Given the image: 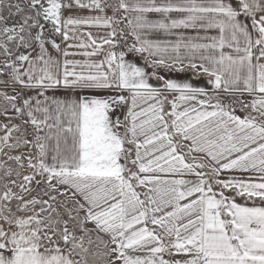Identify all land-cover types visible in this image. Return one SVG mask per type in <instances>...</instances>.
<instances>
[{"label": "snow or ice", "instance_id": "6c2138e0", "mask_svg": "<svg viewBox=\"0 0 264 264\" xmlns=\"http://www.w3.org/2000/svg\"><path fill=\"white\" fill-rule=\"evenodd\" d=\"M0 264H264V0H0Z\"/></svg>", "mask_w": 264, "mask_h": 264}, {"label": "crops", "instance_id": "0c3cea01", "mask_svg": "<svg viewBox=\"0 0 264 264\" xmlns=\"http://www.w3.org/2000/svg\"><path fill=\"white\" fill-rule=\"evenodd\" d=\"M109 14H110V13H109ZM77 59H80V57H77ZM128 59H129V60H134L135 62H137V63H139V64H143V61L140 60L139 57H132V56H129ZM148 71L151 72L152 70H151V69H148ZM172 75H174V74H172ZM186 75H191V74L188 73V74H186ZM205 79H206V78H203V77H202L199 81H195V82L198 83V84L203 85ZM152 83L155 84L156 81H152Z\"/></svg>", "mask_w": 264, "mask_h": 264}]
</instances>
